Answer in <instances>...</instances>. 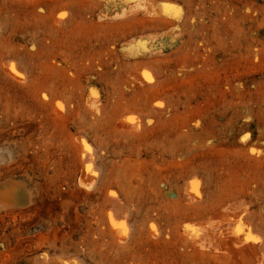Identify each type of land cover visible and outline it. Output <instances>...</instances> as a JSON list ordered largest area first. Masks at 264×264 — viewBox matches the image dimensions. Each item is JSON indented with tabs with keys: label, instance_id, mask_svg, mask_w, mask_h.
I'll use <instances>...</instances> for the list:
<instances>
[{
	"label": "rangeland",
	"instance_id": "1",
	"mask_svg": "<svg viewBox=\"0 0 264 264\" xmlns=\"http://www.w3.org/2000/svg\"><path fill=\"white\" fill-rule=\"evenodd\" d=\"M166 1L178 19L109 0H0V181L23 180L33 200L0 209V264H230L182 225L234 202L264 249V0Z\"/></svg>",
	"mask_w": 264,
	"mask_h": 264
},
{
	"label": "bare ground",
	"instance_id": "2",
	"mask_svg": "<svg viewBox=\"0 0 264 264\" xmlns=\"http://www.w3.org/2000/svg\"><path fill=\"white\" fill-rule=\"evenodd\" d=\"M102 1L106 2L108 0H102ZM109 1H112L114 4H118L120 2V5L121 3H123L124 5L128 6V8L131 9V11L142 9L149 16H152L157 19L174 18L171 20H175V18L178 16V11H179V16L181 13L180 11H182L180 9V6L179 8H175L176 7L175 3H172L170 1L167 2L166 0L165 1L146 0L147 3H144L143 0H109ZM122 9L124 10V8ZM179 20H181V18ZM127 48L129 49L130 47ZM137 49H138L137 45H136V51H132L130 48V50L132 51V52L130 51L131 52L130 56L134 58L145 57V55L147 54L146 53L147 51L146 52L144 51L146 50L145 47L142 46L141 49L139 50ZM13 71L11 70L12 75L15 78L19 79V76L15 75L16 73H13ZM145 72L135 70V74L133 75L134 79L141 86L148 85L152 82L151 78L148 76L149 74H146L147 72L146 73ZM56 108L59 113L63 112V109L60 106ZM125 118L127 119H125L124 121H122L121 118L118 123L120 129H124L126 131L132 130L133 127L130 126H133L132 122L134 119L131 117L132 118V122H131L130 117L129 118L125 117ZM80 144L82 147V154H83V150L85 149L84 151L85 153L83 155L89 154L88 156H90L91 153L89 152L90 148L87 149L88 146H86L83 140L81 139H80ZM91 156L90 159H92ZM81 165L82 168H81V174L78 184L80 185V187L89 190L94 186V184H96L95 183L96 173H92L94 171H92L88 167L89 164H86L87 165L86 166L85 163L83 162L81 163ZM196 185H193L191 187V191H190L191 202L200 199V193L197 188L199 184L197 186ZM32 201H33L32 197L29 194L28 188L23 180L18 178L16 179L6 178L0 181V209L23 208L25 206L30 205ZM238 205L239 204H237V202L228 203L223 205V207H221L220 209L211 213L205 219L196 220V221L187 220L182 225V232L185 235V237L188 239V241L191 242V244L195 245L196 247L202 250H210V252L211 253L213 252V254L215 255L228 257L230 264H263L262 252L264 251V249H263V245L261 244V240L258 236V232L254 231V229L251 228L252 226H250L245 222L247 219L245 220L244 218V212L242 211L243 209ZM246 211L248 210H245V212ZM110 223H111L110 225L112 227V231L117 241L120 243H124L128 236V232H127L128 230L124 222L122 221L118 222L112 216H110ZM238 229L239 232L237 231ZM249 235L251 237H254L255 239H248ZM43 255H45V253L42 254V256ZM53 256L51 257L52 259H50V257L48 256L46 257L49 258L51 261H53L51 262L49 259H47L52 264H73V262H75V264H81L80 261H78L79 259L75 258L76 256L75 257L68 256V258H66L67 256L65 255H63V257L62 255H60L61 257H57L59 255H55L56 257L54 258ZM50 262L49 264H51Z\"/></svg>",
	"mask_w": 264,
	"mask_h": 264
},
{
	"label": "snow or ice",
	"instance_id": "3",
	"mask_svg": "<svg viewBox=\"0 0 264 264\" xmlns=\"http://www.w3.org/2000/svg\"><path fill=\"white\" fill-rule=\"evenodd\" d=\"M237 231L239 232V229H238ZM248 239H255V238H254V237H251V236L249 235ZM73 264H75V262H73Z\"/></svg>",
	"mask_w": 264,
	"mask_h": 264
}]
</instances>
